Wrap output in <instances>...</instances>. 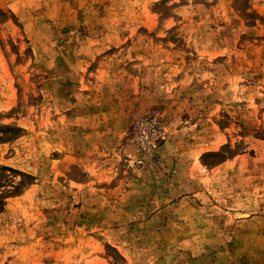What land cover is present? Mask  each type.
<instances>
[{
    "label": "rangeland",
    "instance_id": "obj_1",
    "mask_svg": "<svg viewBox=\"0 0 264 264\" xmlns=\"http://www.w3.org/2000/svg\"><path fill=\"white\" fill-rule=\"evenodd\" d=\"M0 264H264V0H0Z\"/></svg>",
    "mask_w": 264,
    "mask_h": 264
}]
</instances>
